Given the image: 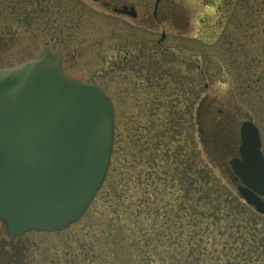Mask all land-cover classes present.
Returning a JSON list of instances; mask_svg holds the SVG:
<instances>
[{"label": "rangeland", "instance_id": "1", "mask_svg": "<svg viewBox=\"0 0 264 264\" xmlns=\"http://www.w3.org/2000/svg\"><path fill=\"white\" fill-rule=\"evenodd\" d=\"M105 1L0 0V68L36 58L45 49L59 50L65 75L97 84L112 100L108 170L119 172L120 160L133 164L138 159L144 185L140 171L146 170L149 151L144 142L152 139L161 146L171 140L183 158L191 159L179 166L193 170V183L208 164L210 177L221 179L239 197L227 169L229 159L238 157L243 120L257 127L264 155V0L228 5L221 0H164L160 8L170 2L173 19L165 25L162 46L156 43L161 27L139 21V12L151 10L154 0H120L136 5L135 18L114 13L104 7ZM205 124L237 142L224 160L226 167L211 146L221 134H212L207 142L201 136ZM100 199L96 194L84 214L60 231L11 237L0 221V260L14 251L21 264H88L77 249L93 241L91 231L105 219L107 207ZM247 206L237 208L238 216L251 217L254 209ZM257 222L261 226L260 217ZM119 241L121 253H127L125 240Z\"/></svg>", "mask_w": 264, "mask_h": 264}, {"label": "water", "instance_id": "2", "mask_svg": "<svg viewBox=\"0 0 264 264\" xmlns=\"http://www.w3.org/2000/svg\"><path fill=\"white\" fill-rule=\"evenodd\" d=\"M61 62L51 48L0 68V220L11 236L77 221L108 170L112 101L97 84L65 75ZM239 139V157L229 161L236 190L264 215V156L251 120L241 122Z\"/></svg>", "mask_w": 264, "mask_h": 264}, {"label": "trees", "instance_id": "3", "mask_svg": "<svg viewBox=\"0 0 264 264\" xmlns=\"http://www.w3.org/2000/svg\"><path fill=\"white\" fill-rule=\"evenodd\" d=\"M144 145L149 146L147 171H140L144 185L138 159L120 160L119 172L109 168L97 193L106 203L105 219L91 231L93 241L78 247L81 259L88 264H264V216L254 211L251 217L238 216L237 208L248 206L221 179L210 177L208 164L193 183V170L179 166L191 159L183 158L171 140L158 146L149 139Z\"/></svg>", "mask_w": 264, "mask_h": 264}, {"label": "flooded vegetation", "instance_id": "4", "mask_svg": "<svg viewBox=\"0 0 264 264\" xmlns=\"http://www.w3.org/2000/svg\"><path fill=\"white\" fill-rule=\"evenodd\" d=\"M99 1V0H95ZM164 0H154L153 7L150 9L145 8L141 12H139V21L142 23L148 24L150 27H161V33L159 39L156 40V43L160 46H162L163 42L165 41V25H171L172 19H173V13H172V5L170 2L166 4L164 7L160 8V3ZM225 4H230L233 0H221ZM104 7L111 8L112 11L116 14H119L117 11L123 10L126 14H119L123 16H129V13H134V16L132 18L137 17V11H136V5L134 3H125L120 2V0H106L104 2ZM130 17V16H129ZM166 50V49H165ZM206 128L204 127L201 131V136L206 139L208 142V138L210 139L212 137V134L220 133L219 136H214L213 140H211V146L212 151L217 154V156H220L223 160V165L226 167L225 159L228 157V155L234 153L236 146V140H232L230 137L225 138L226 135L224 133L222 134V131L220 129H216L218 127H214L215 125H211L209 127V124H205ZM221 128V127H219ZM221 131V132H220ZM260 137V135H259ZM207 142L204 143V147H207ZM238 146V145H237ZM207 149V148H206ZM260 150L261 149V140H260ZM238 154V149L235 155ZM264 156V155H263ZM229 165V163H228ZM226 169V168H225ZM230 174H232L231 168L227 169ZM14 251H7L4 254H2L3 259L0 260V264H21L19 261L21 258L18 256H15ZM23 259V258H22ZM24 264V263H23ZM26 264V263H25Z\"/></svg>", "mask_w": 264, "mask_h": 264}]
</instances>
